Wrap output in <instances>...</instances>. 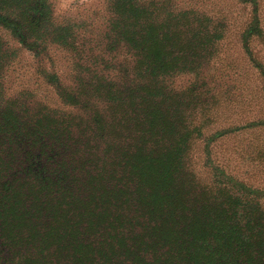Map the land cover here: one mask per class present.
<instances>
[{
	"label": "trees",
	"instance_id": "obj_1",
	"mask_svg": "<svg viewBox=\"0 0 264 264\" xmlns=\"http://www.w3.org/2000/svg\"><path fill=\"white\" fill-rule=\"evenodd\" d=\"M109 2L96 69L49 76L59 106L0 88V264H264V0ZM88 25L0 0L37 55L80 56ZM12 55L0 36V77Z\"/></svg>",
	"mask_w": 264,
	"mask_h": 264
},
{
	"label": "rangeland",
	"instance_id": "obj_2",
	"mask_svg": "<svg viewBox=\"0 0 264 264\" xmlns=\"http://www.w3.org/2000/svg\"><path fill=\"white\" fill-rule=\"evenodd\" d=\"M53 10V18L58 24L83 25L85 20L89 25L88 29L79 31V40L89 48L80 56H74L62 48L48 46L45 52L37 55L20 43L8 30L0 31L6 47L13 54L12 61L8 68L0 77V88L7 99L16 100L18 98L30 108L55 107L60 105L57 98V85L51 83L49 76L55 74L58 76L59 85L66 89H72L76 85L78 72L88 73L89 68L96 69V61L104 55V36L107 31L110 20V2L109 0H47ZM111 60L110 58L106 57ZM75 65L84 66L83 70H75ZM90 69V70H93ZM231 75L227 77L218 72V79L215 82L217 86L222 87L223 80L227 86L232 85L233 93L236 95L243 93L234 76L236 70H232ZM84 75V76H85ZM186 84L185 80L180 78L176 80L175 87H181ZM178 88V89H179ZM228 150H231L230 148ZM244 167L243 164H239ZM264 207V199L261 201Z\"/></svg>",
	"mask_w": 264,
	"mask_h": 264
}]
</instances>
